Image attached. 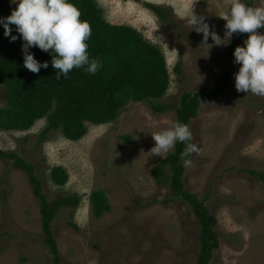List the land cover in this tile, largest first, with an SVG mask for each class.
<instances>
[{"label": "rangeland", "instance_id": "1", "mask_svg": "<svg viewBox=\"0 0 264 264\" xmlns=\"http://www.w3.org/2000/svg\"><path fill=\"white\" fill-rule=\"evenodd\" d=\"M97 1L108 21L134 26L163 51L171 83L160 101L178 103L183 92L209 89L223 73L229 45H202L203 34L186 20L194 8L223 38L226 21L219 16L231 0ZM148 3L164 7L168 19ZM16 5L6 0L4 12ZM261 5L254 0V7ZM208 44H214L211 37ZM179 61L182 75L175 70ZM5 105L6 87L0 84V107ZM170 122H177L174 110L156 113L147 102L131 101L114 121L88 122L78 141L57 130L41 142L46 118L27 131L0 130V147L35 165L49 200L81 196L78 207L61 208L52 221L62 264L196 263L199 221L185 200L165 202L172 195L170 181L157 184L151 172L164 159L150 153L152 134ZM190 128L201 152L185 168V187L218 219L219 247L210 264H264V181L246 171H264V97L238 92L233 76L224 95L202 100ZM54 165L68 170L65 185L52 181ZM97 188L112 204L101 217L94 215L90 200ZM52 259L29 175L12 160L0 159V264H53Z\"/></svg>", "mask_w": 264, "mask_h": 264}, {"label": "trees", "instance_id": "2", "mask_svg": "<svg viewBox=\"0 0 264 264\" xmlns=\"http://www.w3.org/2000/svg\"><path fill=\"white\" fill-rule=\"evenodd\" d=\"M0 0V18L11 15L4 12V3ZM82 12L81 19L88 20L92 26V35L87 41L90 58L101 61L102 67L95 75H90L83 68H74L65 79H56L58 70L51 65L54 54L38 47L29 51L41 62H49L47 69L41 68L33 73L24 67L22 38L11 41L4 35L0 24V84L6 87V105L0 107V130L27 131L42 118L47 124L40 134V141H45L52 131L59 130L71 141L81 140L88 132V122L106 124L114 121L125 104L147 102L156 113L176 112L177 122L190 125L197 117L203 99L215 100L224 95L233 78L238 64L234 63V51L243 46L248 34L235 35L231 39L227 53V65L222 74L216 77L209 89L185 91L179 102H162L170 87V74L166 57L161 48L148 41L134 27L127 24H115L108 21L102 5L97 0H70ZM254 6V0H246ZM148 7L163 19H168L164 7L148 3ZM12 35L18 36L15 25H11ZM261 32L264 29L260 30ZM175 70L183 74L179 61ZM192 142V141H191ZM184 143L176 142L175 148L166 158L157 161L151 169L157 184L168 178L172 190L171 197L165 202L182 199L188 202L200 224V249L195 264H210L215 249L219 247L216 225L217 217L211 212L205 200L185 187V168L180 161ZM0 159L12 160L13 165L25 170L33 185L42 216V229L45 243L53 255V264H62V257L56 241L52 221L63 207H78L79 194L64 195L49 200L43 192L35 165L22 158L15 151L0 147ZM169 168V171L167 169ZM251 174L264 181V171L247 169ZM50 177L57 185H65L69 172L62 165H54ZM92 211L101 217L112 210V204L106 191L94 189L90 193Z\"/></svg>", "mask_w": 264, "mask_h": 264}, {"label": "clouds", "instance_id": "3", "mask_svg": "<svg viewBox=\"0 0 264 264\" xmlns=\"http://www.w3.org/2000/svg\"><path fill=\"white\" fill-rule=\"evenodd\" d=\"M17 7L11 15L0 18L4 35L11 41L22 38L24 67L39 73L47 69L49 62H39L30 48L38 47L53 55L51 65L58 70L56 79L67 78L74 68H83L90 75H95L102 67L101 61L90 58L87 41L92 35V26L88 20H82L79 7L70 0H12ZM226 21L222 38L207 18L198 15L193 8L186 23L191 30L203 34L202 45L227 46L234 34H248L243 46L234 51V63L241 65L234 74L235 88L238 92H247L264 97V0L261 6H250L246 0H231L228 9L219 16ZM11 25L16 26L18 36L12 35ZM211 37L214 44L209 45ZM163 41V37H161ZM163 43V42H162ZM155 146L150 153L166 158L169 151L175 148L176 142L185 144L180 154L184 168L192 165L191 157L199 155L201 148L191 142L193 133L189 124L170 122L169 126L152 134Z\"/></svg>", "mask_w": 264, "mask_h": 264}]
</instances>
